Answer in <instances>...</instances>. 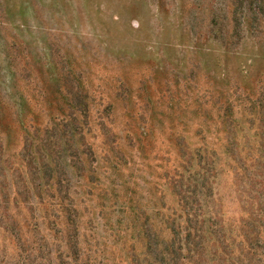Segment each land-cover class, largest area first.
<instances>
[{"label":"rangeland","instance_id":"1","mask_svg":"<svg viewBox=\"0 0 264 264\" xmlns=\"http://www.w3.org/2000/svg\"><path fill=\"white\" fill-rule=\"evenodd\" d=\"M23 102L38 105L48 204L63 152L92 149L85 174L63 165L81 246L95 238L92 260L152 264L155 232L170 239L160 212L179 211L173 181L183 173L186 189L198 153L225 152L231 135L254 164L246 155L264 139V0H0V133L12 151ZM227 168L211 178L207 210L220 225L206 233L204 264H264V199L250 204ZM52 235L46 264L59 262Z\"/></svg>","mask_w":264,"mask_h":264},{"label":"trees","instance_id":"2","mask_svg":"<svg viewBox=\"0 0 264 264\" xmlns=\"http://www.w3.org/2000/svg\"><path fill=\"white\" fill-rule=\"evenodd\" d=\"M20 74L25 82H31L32 74L28 68H23ZM20 107L24 117L19 121L23 131L20 150H10L8 141L0 133V264H46L51 254L48 251V233L50 236L53 234V242H57L55 252L58 264H96L92 260V241L95 238L90 235L91 242L88 241L87 250L81 246L79 236L82 227L78 219V207L72 195L69 172L66 166L63 167L67 160L69 168L85 174V163L92 156V149L89 148V152L79 151L78 147L71 144V150L63 152L61 170L57 176L58 199L56 201L55 196H51L53 203L48 204L44 139L41 137L35 109L38 105L30 108L23 102ZM225 122L229 128L234 124L232 118H227ZM227 141L223 153H198L196 173L189 176L185 190L183 173L178 174L179 179L173 181L177 188L176 194L181 196L178 205L180 209L167 214L160 212V228L170 239L161 242V235L155 232L158 242L154 246L156 261L152 264H158V261L161 264H204L203 245L209 243L206 233L209 228L220 225L217 211L207 210L213 196L211 178L217 177L222 169L229 170V167L233 170L239 187L238 182L245 181L242 184L245 190L240 192L247 194L250 204L256 201L258 195L264 199V194L258 193L259 188L264 189V139L260 137L257 146L248 148L246 156L254 162L251 166L246 165L243 152H238L236 137L228 135ZM189 173L191 175L192 170ZM260 201L257 216L264 219V200ZM256 219H253L254 223ZM89 224L91 229V221ZM156 224L154 222V227ZM210 234L215 235L213 231ZM254 235L253 239L258 238L259 232L255 230ZM245 237L248 239V236ZM95 243L98 245L99 241ZM142 255L145 260H149L147 250Z\"/></svg>","mask_w":264,"mask_h":264}]
</instances>
